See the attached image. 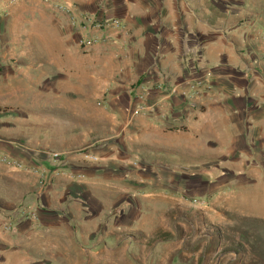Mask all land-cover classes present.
I'll return each mask as SVG.
<instances>
[{
    "label": "rangeland",
    "instance_id": "obj_1",
    "mask_svg": "<svg viewBox=\"0 0 264 264\" xmlns=\"http://www.w3.org/2000/svg\"><path fill=\"white\" fill-rule=\"evenodd\" d=\"M0 264H264V0H0Z\"/></svg>",
    "mask_w": 264,
    "mask_h": 264
}]
</instances>
